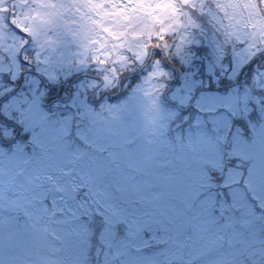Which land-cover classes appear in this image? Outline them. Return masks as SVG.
I'll list each match as a JSON object with an SVG mask.
<instances>
[{"label": "snow or ice", "instance_id": "1", "mask_svg": "<svg viewBox=\"0 0 264 264\" xmlns=\"http://www.w3.org/2000/svg\"><path fill=\"white\" fill-rule=\"evenodd\" d=\"M0 264H264V0H0Z\"/></svg>", "mask_w": 264, "mask_h": 264}]
</instances>
